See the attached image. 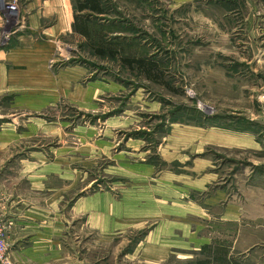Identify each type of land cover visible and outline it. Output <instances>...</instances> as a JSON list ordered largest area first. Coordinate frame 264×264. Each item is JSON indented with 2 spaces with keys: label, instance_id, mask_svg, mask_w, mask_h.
Here are the masks:
<instances>
[{
  "label": "rangeland",
  "instance_id": "374dc122",
  "mask_svg": "<svg viewBox=\"0 0 264 264\" xmlns=\"http://www.w3.org/2000/svg\"><path fill=\"white\" fill-rule=\"evenodd\" d=\"M54 1L0 0V156L67 262L264 264V0Z\"/></svg>",
  "mask_w": 264,
  "mask_h": 264
},
{
  "label": "crops",
  "instance_id": "0c3cea01",
  "mask_svg": "<svg viewBox=\"0 0 264 264\" xmlns=\"http://www.w3.org/2000/svg\"><path fill=\"white\" fill-rule=\"evenodd\" d=\"M56 4H58V1L52 2L43 9L40 0H34L30 4V8L38 9L40 7L44 16V11L55 7ZM12 57L8 59L6 55L1 56L0 54V95H3V90L11 81L21 84L26 80H31V78H28L30 71L6 69L8 64L20 66V64H14V58ZM7 152L5 150L4 154L0 156V212L4 221L11 226L7 243L13 260L21 261V264H69L67 261L70 258V249L68 247L61 249L56 244L60 242L61 230H64L67 220L53 216L54 212L51 211L50 207H47L50 210V213H48L44 204L39 205L38 202H33L24 192V189L28 186H30V189L36 188L39 190V187H41V190H44L47 180L46 174L50 175L51 171L55 169V165L49 166L48 169L43 167L40 171L36 170L29 173L26 172L28 168L21 164L24 156H20L22 158L17 161L20 164V170L15 171L17 169L14 167L7 168V170L5 168L6 164L3 167L7 160V157H5L8 154ZM3 157L5 158L2 160ZM19 164L16 165L19 166ZM13 170L15 173H13ZM88 187H90V184H86L84 189L86 190ZM93 203L94 199L86 196L80 207L81 212L84 211V214L91 213ZM45 220H48V222L45 223ZM224 220L236 222L235 216H228ZM26 228L29 229L30 233H26ZM40 242L47 243V245H39Z\"/></svg>",
  "mask_w": 264,
  "mask_h": 264
},
{
  "label": "built area",
  "instance_id": "2783aa9c",
  "mask_svg": "<svg viewBox=\"0 0 264 264\" xmlns=\"http://www.w3.org/2000/svg\"><path fill=\"white\" fill-rule=\"evenodd\" d=\"M5 6L8 10L14 9V7L10 5V3H6ZM0 264H12L9 258L8 247L5 240V229L4 226L2 225L1 220H0Z\"/></svg>",
  "mask_w": 264,
  "mask_h": 264
},
{
  "label": "trees",
  "instance_id": "16d2710c",
  "mask_svg": "<svg viewBox=\"0 0 264 264\" xmlns=\"http://www.w3.org/2000/svg\"><path fill=\"white\" fill-rule=\"evenodd\" d=\"M77 8H78V11L91 10L94 12H98L99 5H98L97 0H86L84 3H80ZM205 248H207V247H203L202 251ZM209 263H210V261H205V262L200 263V264H209Z\"/></svg>",
  "mask_w": 264,
  "mask_h": 264
}]
</instances>
